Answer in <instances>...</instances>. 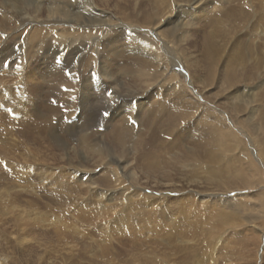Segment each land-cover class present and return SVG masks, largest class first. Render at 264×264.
<instances>
[{"label": "rangeland", "instance_id": "374dc122", "mask_svg": "<svg viewBox=\"0 0 264 264\" xmlns=\"http://www.w3.org/2000/svg\"><path fill=\"white\" fill-rule=\"evenodd\" d=\"M76 1H72L67 6L73 14H79L85 21L89 19L92 22L110 19L119 28L112 26L110 34L98 35L95 34L98 28L84 30L74 23L59 25L47 22L49 13L46 9L50 4L48 0H0V148L4 145L8 149L5 154L0 153V264H130V262L154 264L153 259L151 263V259L147 258L150 256L146 254L149 250L154 254L171 253L174 255L171 259L175 258L180 263L184 259L187 260L188 255L186 252L185 258L183 254H179V248L185 250L190 248V252L196 254L198 260L195 258L196 263L192 264H264V235H262L264 210L260 200L262 197L258 194L264 193V173L262 177L261 175L257 177L258 180H262L260 187L241 190V192L231 191L236 185L230 181L225 184L209 182L205 164L210 149L204 144L208 140L207 124L211 126L214 122L218 125L224 124L227 131L237 137L232 140V152L227 156H243L247 158L248 164L251 161L264 172L260 159L251 157V153L257 152L259 145L264 141L261 139L264 126V0H162L166 7L165 12L179 8L181 12L188 14L187 17L181 18L182 26L178 28L176 38H168L165 35L173 28L170 24L161 28L164 31L163 46L170 49L167 45L169 44L172 48H177L176 54L170 50L179 60L171 67L177 72L178 77L173 74V70L167 72L168 77L173 76L176 80L174 79L173 83L167 82L165 89L177 82L180 90L184 92L183 94L169 89L165 90L167 93L165 94L161 89V99L162 96L175 99L184 95L189 101L193 99L198 104L191 111L193 114L191 119L184 120L182 127L175 129L174 134L162 127L163 131L159 133L158 141L170 144L176 136H179L181 147L177 155L181 157L187 154L188 149L196 153L193 155L191 152L188 157L182 158L177 166L171 164L174 159L168 156L165 163L163 162L165 164L163 170L154 174H146L143 171L146 161L141 159V153L134 154V144L132 146V143H128L122 150L116 149L112 142L113 138L110 136L114 126L123 127L125 125L123 123L127 120L135 121L134 115L138 110L123 112L127 109L125 102L130 99L129 93L133 94V92L123 90L120 85L109 86L110 80L106 79L102 68L97 69L95 65L99 63L98 66L101 67L109 48L108 43L104 42L107 36L111 38L115 34H119L114 37L117 42L126 39L128 43L142 44L148 48L149 53L145 56V60L157 56L155 52L161 51L162 44L153 35L155 17L153 23H148L149 29L139 27L145 24L148 16L156 15L157 3L160 1L100 0L99 3L98 0H92L93 7H90L86 0ZM103 2H108V5H103ZM44 6L47 8L45 9ZM216 8L220 10L216 11ZM34 10H37V13ZM18 12H22L23 16L28 14L27 16L41 20L39 28L37 26L36 29L46 30L43 41L41 40L42 45L29 39V33L34 29L33 31L28 27L23 29L22 22L19 21L21 19L17 16ZM125 15L131 18V24L122 21L125 20L123 17ZM159 18L161 12L156 15V19ZM59 34L68 36V42L62 43L60 37L52 41L51 36ZM93 34L101 38L98 44L100 50L104 52L102 55L105 56L101 60L89 52L92 39L88 38V35L93 36ZM207 36L211 37L208 47L204 42V37ZM122 48L130 49L128 46L125 48V45ZM55 52L58 53L54 56ZM206 52L211 53V58L216 57L217 64L214 68L210 67ZM133 57L134 55H129L127 57L129 59L124 63L121 57L115 60L129 66L134 62L131 60ZM128 61L131 62L127 65ZM49 64L60 67L54 78L47 75ZM61 64L67 66L66 69H62ZM93 67L94 70L91 72ZM116 70L113 75L110 74L112 81L120 80L122 85H126L128 77L123 71H119V68ZM210 71H212V82L209 81ZM62 75L74 85L71 89L73 108L70 105L68 107L61 105L62 97L67 96L64 92L70 91ZM87 80H91L90 85L94 89L91 86L86 89ZM97 87L99 93L96 97L92 93ZM108 93L112 95L109 96ZM139 100L142 102L144 98L139 97ZM131 103L138 107V101ZM63 107L65 108L62 109ZM83 108L102 113L107 111L110 115L104 116L95 127L79 133L78 118L80 112L84 111ZM205 109L213 112L212 121L210 118H204ZM85 119L84 123L87 126L90 121L86 117ZM46 125L49 127L46 128ZM159 126L161 125L157 124L152 128ZM254 128L261 130V134L253 131ZM51 129L58 131L53 133ZM86 134L89 138H93L90 142L92 145L98 144L102 149L106 146L114 147L119 153L116 154L118 158L121 157L122 151L132 146L133 149H129L126 158L129 159L130 170L141 176L140 182L143 188L147 189L144 193L146 195H155L151 194V191L167 186L165 190L176 188L200 203L203 201L200 195H219L229 191V199L224 209L233 206V210L232 208L230 210L235 211L238 204H244L236 199L248 195L251 210L238 214L235 225H221L222 234L220 233V238L214 240L203 235L200 238L189 236L186 242L181 236L177 238V234L172 235L164 225L158 231L160 235L153 236L151 233L145 236L147 239L143 240L144 242L132 239H126L125 242L120 236L113 234L112 230L110 231L107 223L109 220L114 222L113 217L118 218L122 215L123 207L131 202L130 198H135L132 202L140 203L134 208L140 207L146 198L144 195L140 197L132 195L135 192L132 189L133 185L129 184L131 180L122 176L121 168L117 163H112V167L109 166L104 170L106 164L104 160L96 154L86 152L81 144L83 141L79 140ZM262 160L264 161L263 158ZM202 166L205 170H202ZM248 166L245 165L243 168ZM195 169L197 173L193 172ZM87 179L88 182H85ZM147 180L149 185L144 183ZM150 182H157L162 186H153ZM124 188L126 191L128 189L132 191L122 194ZM165 194L163 191L161 196ZM161 196L157 195V197ZM177 197V193L173 192L169 195V200L166 199L165 208L169 218L176 216L177 212L169 208V204L174 203ZM252 206H255L254 210ZM104 207L110 210L114 208L105 219L102 216L106 212ZM145 211L150 212L149 206H145ZM104 222L107 225L104 226ZM134 222L138 221L134 220ZM166 223L172 228L175 227L167 220ZM204 226L200 224L199 231L202 228L207 230ZM122 230H125V227L122 226ZM155 241L157 243L153 245ZM140 249H142L141 254L138 253ZM107 252L109 257L105 256ZM140 255L143 256L142 259Z\"/></svg>", "mask_w": 264, "mask_h": 264}, {"label": "bare ground", "instance_id": "6f19581e", "mask_svg": "<svg viewBox=\"0 0 264 264\" xmlns=\"http://www.w3.org/2000/svg\"><path fill=\"white\" fill-rule=\"evenodd\" d=\"M48 1L50 3V4L48 3L50 8L48 6V8L46 7L47 8L46 9L44 6V8L49 13L47 22H54V23L59 24V25L60 24L66 25L67 23H74V24H77L78 26L80 25L79 27H81L84 30L86 28H90V29L91 28H98L99 30L97 29L95 34L103 35V36H106L112 32L110 30V28L112 26H115V28H117V29L119 28V26L116 25V23H114V21L110 20V19L109 20L106 19V21H101L99 19L96 21L94 20L92 22L89 19H86V21H85L84 17L80 16L79 14L78 15L76 13L73 14L71 11H69L67 6H69V4L72 1H76V0H48ZM83 1H85V0H83ZM86 1L89 2L90 7H93L92 0H86ZM158 1H160V3H157L158 4V10L155 13H156V15H158V13L161 12V18L156 19L155 14L150 15L147 17L145 24L143 26L139 27L140 29H142L143 27L147 28V26L150 27L148 25V23H150V24L153 23L154 22L153 19L155 17L156 25L154 24L155 27L153 28V30H154L153 35H154V37L158 38L159 43L162 44L161 51L155 52V54L157 56L153 57L152 59L145 60V56H147V54L149 53L148 48H146L145 46H142V44L136 45L133 43H128L129 41L127 42L126 39L123 42H117L115 40V38L117 36H119V34H115V36H112L111 38L110 37L108 38V36H107V40L105 39L106 41L104 43H108L109 48L106 51L107 57L104 60V62H102L101 67L98 66L99 63L95 65L97 69L100 68V70H101V68H102V71L104 72L106 79L110 80L109 86L116 87V86L120 85V87L123 90H130L133 92V94L129 93L130 99L127 102H125V106L127 107V109L123 110V112L128 113V112H133L135 109L138 110L137 114L134 115L135 121L132 120L133 122L132 121L128 122V120H127L125 123H123V124H125L123 127L122 126L121 127H118V126L115 127L114 126V130L112 132L113 136L111 134L110 138H113L112 142L116 146V149L125 148L128 145V143H132L131 144L132 146L134 144L133 148L135 150V153L134 152L133 153L134 154H136V152L138 154L141 153L142 154V156L140 155L141 159H144V161H146L145 167H143V169H144L143 171L146 174H154V173H157L158 171L163 170V168H164L163 166L165 165L164 161L168 156L170 158L174 159L173 163H171V164L173 166H177L178 162L182 161V158L188 157L187 155H190L191 152L193 153V151L190 152V150L188 149L187 154H185L181 157L179 155H177L178 149H179V147H181V143H180L181 141H179V136H176L175 140H173L170 144H168L165 141H158V140L160 139L159 133H161L163 131L162 127L174 134L175 129L182 127L181 124L183 123L184 120H187L189 118L191 119V116L193 115L191 113V111H193L195 109V107H197V104H198L193 99H192L193 101L192 100L189 101L187 98H185L184 95H181L180 97H176L175 99H167L164 96H162V99H161V91L162 90H164V92H165V90L168 91L169 89H171V91H173V92L178 91V93L182 92L184 94V92L182 90H180L179 83H177L176 81H175L176 82L175 84H173L172 86L170 85V87L168 89H165V85L167 84V82H172L174 79L176 80V78L173 76L168 77L167 72H169V71L171 72L173 70V68H171L172 65H175L176 63H178L179 60L177 58H175L176 56L175 57L173 56V52L176 54L177 48H175V47L172 48L171 45L167 44L170 47V49L173 51L172 52L168 47L163 46L164 31H162L161 28L165 25L170 24L173 28L168 33H166L165 35L168 38H176L175 36H177L178 28L182 26L181 18L187 17L188 13H186L184 11L181 12L179 10V8H177L175 11L165 12L166 7L164 6V3L162 2V0H158ZM98 2L100 3V0H98ZM245 4H246V2H245ZM103 5L107 6L108 2H103ZM215 6H216V3H215ZM249 6L250 5H248V7ZM14 7H16V6H14ZM222 7H224V6H222ZM222 7H221V9H222ZM10 8H11V6H10ZM80 9H81V7H80ZM38 10H42V9H38ZM215 10L219 11L220 9L216 8ZM113 11H114V9H113ZM118 11H119V9H118ZM179 11L182 13V15H180ZM223 11H224V9H223ZM220 12L222 13V11H220ZM13 13L14 12H12V14ZM21 13L22 12H18L17 16H19L18 18L21 19L19 21L22 22L21 26L23 27V29H26L27 27L31 28V30L34 29V31L32 30L33 31L32 33H29V39L32 42L34 41L35 43L42 45L43 42H41V40L43 39V36H45L46 30L43 31L41 29H36L37 26L39 28V26L41 24L39 22H41V20H37V18H34L30 15L27 16L28 14L26 15V13H25L26 16H23V15H21ZM35 13H37V10L35 11ZM249 14H250V17H252V14L251 13H249ZM123 17L125 20H122V21H126L130 24L132 23L131 18L129 16L125 15ZM119 18H117V19H119ZM19 21L17 20V22H19ZM4 23H5V20H4ZM47 24L49 25L50 23H47ZM47 24H42V25L48 26ZM10 25H11V23H10ZM147 29H149V28H147ZM92 32H94V30ZM103 36H102V39H103ZM204 36H206V35H204ZM51 37H52V41L56 40V39L58 40V38L60 37V39H62V43H65L66 41L68 42V39H69L68 36H65L62 34L53 35ZM88 38L92 39V41H90L91 48L89 47L90 48L89 52L90 53L92 52L94 55H96L98 60H101L102 58H104L105 56L102 55L104 52L101 51L99 48L101 38H98L97 36L95 37L94 34H93V36L88 35ZM204 38H205L204 42H206V45L208 47L209 40L211 39V37L207 36ZM19 40H20V38H19ZM19 40H18V42H19ZM119 40H120V38H119ZM124 45H125V48H127V46H128V47H130V49L129 48L127 50L123 49L122 47ZM206 45H205V47H206ZM55 47H57V46H55ZM63 48H65L64 45H63ZM210 48H211V46H210ZM44 49H45V47H44ZM128 50H129V52H125ZM56 53H58V52H55L53 55L55 56ZM110 55H111V58H110ZM129 55H134V57L131 59L134 62L132 64H130L129 66H125V65H123V64H121L115 60V58L121 57L124 59L123 60V63H124L126 60L129 59V58H127ZM206 55H207V58H209V63L211 65L210 67L214 68L217 64L216 57L211 58L210 52H206ZM84 61H86V59ZM129 62H131V61H128L127 65ZM62 66H61L62 69H66V67H67L64 65H62ZM118 68H119V71H123L125 76L128 77V83L126 85H122L120 80L115 79V81H112V79H111L110 74L113 75L114 70H116ZM58 69H60L59 66H55V64L53 66L50 65V68L48 70L49 74H47V75L50 78L51 77L54 78L58 72L57 71ZM93 70H94V67L91 69V72ZM173 74L176 77H178L176 71H174ZM209 76H210L209 81L212 82V80H213L212 71L209 72ZM61 77L70 89V91L64 92V93H67L66 94L67 96H65V98L62 97L61 105L66 106V107H68L70 105L73 108V106H72V103H73L72 97L73 96L71 95V89L74 88V85L71 84L68 80H66L64 75H62ZM90 81L91 80L86 81V89H88L90 86H91V88H93L92 85H90ZM80 88H82V86H80ZM98 88L99 87L95 88V90L96 89L97 90L94 93H92L93 96L97 97V94L99 93ZM109 89H111V88L109 87ZM165 94H167V93L165 92ZM158 96H160V98H158ZM139 97H143L144 101L140 102ZM152 98H155V99H152ZM132 101H138V107L133 106V103H131ZM234 101H235V99H234ZM16 102L19 103V101H16ZM246 102H248V101H246ZM130 105H132V107ZM235 105L237 106V104H235ZM75 106H77V105H75ZM64 108L65 107H63L62 109H64ZM83 110H84L83 112L82 111L80 112L79 118H78L79 123H80V127H79L80 132L79 133H82L83 131H86L89 128L95 127L97 124H99L101 122V120L104 119V116H103L102 112H100V111H97V110L93 111V110H89L87 108L86 109L83 108ZM56 112H60V111L56 110ZM205 113H206V115L204 116V118H210V121H212L213 112H211V110H209V109H205ZM85 117L88 119V121H90V123L87 126H85V123H84ZM219 118H221V117H219ZM130 119H131V117L129 118V120ZM210 121L208 120V123ZM262 121H263V119H262ZM220 122L221 121H219V123ZM137 123H140L141 125H139V124L137 125ZM216 123L214 122L212 124V126H211V124L206 123L208 126L207 131H206L208 134V136H207L208 140L204 144L208 147V149H210V151H208V153H209L208 154V160H207V163L205 164L206 173H207V174L206 173L205 174L208 175L207 176L208 181L212 182V183L221 182V184L222 183L225 184V183L230 181L231 183L236 185L231 191L239 190L241 192V190H251L253 188L260 187V185H262V180L261 179L258 180L257 177L259 175H261V177H262V174L264 173L263 170L261 169V167L256 166L251 161H250V164H248L246 162L247 158H244L243 156L231 157L229 155L230 157H228L227 154L232 152V147H233L231 144L232 140H235L237 137L234 133L227 131V128L224 126V124L220 123L221 125H218ZM157 124H160L161 126H159L157 128H152V127L156 126ZM47 127H49V126L46 125V128ZM51 130L53 133L58 131L57 129H54V130L51 129ZM253 131H256L257 133L261 134L260 133L261 130L254 128ZM262 135L263 136H261V139H264V126L262 127ZM88 138H89V135H87V134L82 135V137L79 138L80 141L81 140L83 141V143H81V144H82L83 148L85 147L86 152L90 153L92 155L96 154L100 158H102V160H104V162L106 163L104 168H103L104 170L107 169L109 166H111L112 163H117L119 165V167L121 168L122 176L131 180L129 184H131V186L133 185L132 189H134L133 191L135 192L134 194L132 193V195L134 197H140L141 195H144V197L146 198V200H144L142 202V205L140 207L134 208V206H139L140 203L139 202L135 203V201L132 202V200L135 198L129 197L131 199V202L129 204L125 205V207H123L122 215L118 218L113 217V219H115V221L112 222L111 220H109L107 223L108 225L104 222V226L107 225L109 227L110 231L112 230L113 234H115L116 236H120V239L125 240V242H126V239H132V240L144 242L143 240L147 239L145 236L150 235L151 233L153 234V236L160 235L158 233V231L161 230V227L164 225H166V226H164V228L165 229L168 228L166 230L170 231V233L172 235H174L173 233H175L178 235V236H176L177 238L178 237L180 238V236H181L182 239H184L185 241L187 240V237H189V236H190V238L195 237V236L200 238V237H203V235H205L206 238H211V240L212 239L214 240L220 236L221 229H222L221 225L233 226L236 223V219H238V217H237L238 214L240 215L242 213V211L244 213L245 211L251 210V206H250L251 204L250 203L248 204V201H249L248 195H242L239 199H236V201L244 203V204H238L239 206L236 209L237 211L236 210L232 211L234 208L233 206H230L229 208L224 209L226 207L225 204H227L226 202L229 199V194H228L229 191L226 193L223 192V194L218 193L219 195H217V194H210V195H206V196L200 195V197L203 198V201H200V203H198L197 201H194L195 199L193 197L188 196L186 194H183L182 191H180L176 188H173L171 190L170 189L165 190V187L167 188V186H163L162 188H160L159 190H156V191L155 190L151 191L152 192L151 194H155V195H148V194L146 195L144 193H146L147 189H145L146 187L143 188V185L140 182V180H142L140 178L141 176H138V174H135V171L133 172L132 170H130L131 167H130L129 159L126 158L129 154L128 151H129V149L132 148V146H130V148L126 151L124 150L121 152L119 150L121 152V157L118 158L116 155L118 152L114 150V147H112V146L107 147L106 146L102 149L101 147L98 146V144L93 143V145H92L90 143V142H92L91 139H93V138H89L90 140ZM133 140H136L137 142H134ZM97 141H99V140H97ZM154 144H157V145L155 146ZM150 146H152L153 148H148ZM7 150L8 149H6V146L3 145L0 148V153L5 154ZM205 151H206V149H205ZM122 153H124L125 156ZM194 153H196V152H194ZM194 153H193V155H194ZM34 156H36V154ZM251 157H252V159H254V158L258 159L259 158L260 161L262 162L263 168H264V161L262 160V158L264 159V141L261 143V145H259L257 152L251 153ZM248 159H250V158H248ZM240 165H242V166H240ZM245 165H249V166L247 168H243V166H245ZM188 169H190V168H188ZM202 170H205L204 166H202ZM193 172L197 173V170L195 169ZM73 177H75V176H73ZM147 178L149 179V177H147ZM116 179L118 180L119 178H116ZM85 182H88V179ZM152 182H150V185L158 186V187L162 186L157 182H155V183H152ZM144 183H147V185H149L148 180H147V182L144 181ZM109 187H110V185H109ZM171 187H172V185H171ZM237 187H238V189H236ZM132 189H128L127 191L131 192ZM127 191H126V188H124V190L122 191V194H125ZM163 191L166 194L162 197L161 195L163 194ZM140 192H143V193L141 194ZM173 192L177 193L178 197L175 199V202H174L175 206H173L174 203H171V204H169V208L175 210L177 213H176V216L174 218H169V217H167V208H165V202H166V199L169 200V195ZM258 194L260 197H262V199L260 198V200H262V204H263L262 209L264 210V193L259 192ZM107 195L110 196L109 194H107ZM157 195L161 196V197H157ZM109 201H110V199H109ZM145 206H149L150 212L145 211ZM230 208H232V210H230ZM252 209L254 210L255 206L254 207L252 206ZM104 210L106 212H104V214L102 216L105 219L108 216V214L114 210V208H113V210H110V209L104 207ZM153 211H155L154 214H153ZM134 220H136L138 222H134ZM166 220L170 224H173L175 227L174 228L170 227L169 224L166 223ZM158 222H161L163 225L161 223H158ZM200 224L205 225L204 227H207V230L202 228L199 231V225ZM110 225L111 226L113 225V227H111ZM122 226L125 227V230H122ZM102 227H103V225H102ZM105 228L106 227H104L103 229L105 230ZM262 232H263L262 235H264V231H262ZM155 243H157V242L155 241L153 243V245ZM150 245H152V244H150ZM142 248H144V246ZM148 248L151 249L149 246H148ZM152 249H153V247H152ZM193 249H194V246H193ZM221 249H223V248H221ZM141 250L142 249H140L138 253L141 254L142 253ZM187 250L179 248V250H178L179 254H183V257H185V254L187 252V255H188V259L187 260L184 259L180 263H178L175 260V258L171 259V257L174 256L171 253L167 254L166 252H164V253L154 254V252H152V250H149L148 253H146V254L150 255L147 258L151 259L150 260L151 263H152V259H153L154 264H192V263H196L195 262V258L197 257L196 254L194 255L193 252H190V248H187ZM105 251L106 250H104V252ZM196 252H197V250H196ZM198 253L199 252H197V254ZM108 255L109 254L107 252L105 256L109 257ZM142 255H140V257ZM168 255H170V256H168ZM187 255H186V257H187ZM142 258H143V256L141 257V259ZM178 258H179V256H178ZM145 260H147V259H145ZM201 260H203V259H201ZM249 260L251 261V259H249ZM136 262H137V260H136ZM131 263L132 262H130V264ZM142 264H145V263H142Z\"/></svg>", "mask_w": 264, "mask_h": 264}, {"label": "snow or ice", "instance_id": "6c2138e0", "mask_svg": "<svg viewBox=\"0 0 264 264\" xmlns=\"http://www.w3.org/2000/svg\"><path fill=\"white\" fill-rule=\"evenodd\" d=\"M108 95L111 96L112 94H111V93H108ZM102 114H103V116H105V117H107V116L110 115L107 111H104Z\"/></svg>", "mask_w": 264, "mask_h": 264}]
</instances>
